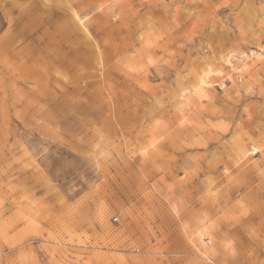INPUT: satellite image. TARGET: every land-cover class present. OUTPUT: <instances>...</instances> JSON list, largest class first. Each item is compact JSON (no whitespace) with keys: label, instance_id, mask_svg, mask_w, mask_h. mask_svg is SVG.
I'll use <instances>...</instances> for the list:
<instances>
[{"label":"rangeland","instance_id":"374dc122","mask_svg":"<svg viewBox=\"0 0 264 264\" xmlns=\"http://www.w3.org/2000/svg\"><path fill=\"white\" fill-rule=\"evenodd\" d=\"M0 264H264V0H0Z\"/></svg>","mask_w":264,"mask_h":264},{"label":"bare ground","instance_id":"6f19581e","mask_svg":"<svg viewBox=\"0 0 264 264\" xmlns=\"http://www.w3.org/2000/svg\"><path fill=\"white\" fill-rule=\"evenodd\" d=\"M206 77H207V76H206ZM202 80H203V79H202ZM202 80H201V82H202ZM204 80H206V79H204ZM205 82H206V81H205ZM205 82H203V83H205ZM203 83H202V84H203ZM206 83H207V82H206Z\"/></svg>","mask_w":264,"mask_h":264}]
</instances>
